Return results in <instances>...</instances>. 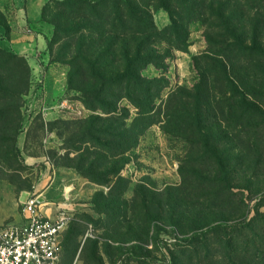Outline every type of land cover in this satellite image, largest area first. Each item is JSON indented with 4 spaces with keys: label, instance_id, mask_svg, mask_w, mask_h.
Instances as JSON below:
<instances>
[{
    "label": "rangeland",
    "instance_id": "374dc122",
    "mask_svg": "<svg viewBox=\"0 0 264 264\" xmlns=\"http://www.w3.org/2000/svg\"><path fill=\"white\" fill-rule=\"evenodd\" d=\"M38 1H45L44 21L31 26L22 14L26 7L33 9L31 0H0V49L16 57L11 64L0 61V86L19 89L21 61L29 68L22 94L0 100L10 127L0 128V228L22 224L23 203L38 198L42 213L50 209L52 216L68 217L58 264H138L129 260L131 252L155 264H171L176 252L180 260L191 257L182 244L193 233L232 225L247 215L264 216V57H235L230 75L238 97L222 84L203 87L209 96L203 103L202 134L193 118L190 128L173 120L170 133L162 128L165 120L138 132L130 151L110 159L97 155L90 140L108 142L94 133L130 126L137 110L126 99L114 104L118 116L86 106L82 96L88 95L87 85L76 79L69 83V52L62 40L48 49L51 22L64 13L57 2L63 0ZM144 1L154 24L165 29L168 11L155 8L154 0ZM227 1L222 2L227 20L236 18L246 44L255 36L264 49V0ZM212 19L184 23V48L154 43L157 53L168 55L165 69L150 65L143 75L167 81L161 109L167 111L174 91L193 92L202 76L210 75L203 56L219 50L208 41H219L222 33L220 21ZM34 33L41 35L39 41ZM172 105L179 109L181 101ZM194 105L191 98L184 107L192 113ZM236 237L227 230L209 241Z\"/></svg>",
    "mask_w": 264,
    "mask_h": 264
},
{
    "label": "trees",
    "instance_id": "16d2710c",
    "mask_svg": "<svg viewBox=\"0 0 264 264\" xmlns=\"http://www.w3.org/2000/svg\"><path fill=\"white\" fill-rule=\"evenodd\" d=\"M222 2L225 0H154L152 4L155 8L165 9L170 14V24L162 30L154 24L144 0L57 2L64 13L56 16V21L61 25L56 21L51 22L54 25V32L48 43V49L51 52L62 40L64 49L69 52L66 57L69 59L67 63L71 70L68 76L69 83L76 79L80 84L87 85L85 93L88 92V95L82 96L86 106L94 111L99 110L105 114L118 116L114 104L116 101L126 99L137 110L130 126L121 124L94 133L97 137L101 136L108 141L102 143L98 139L90 140L93 142L92 147L97 149V155H105L110 159L123 155L136 145L138 132L165 120L166 126L163 124L162 128L170 133L167 129L171 127L173 120L190 128V120L193 118L192 120L196 122L193 124L194 128L202 134L200 123L205 112L203 103L209 96L202 93V89L204 87L206 90L209 82L217 86L224 85L229 92L238 97L237 82L230 75L231 69L234 68L235 57L254 53L264 57V49L256 42L255 36L247 42L249 44L245 43L233 22L236 18L227 20L226 7L222 6ZM212 18L220 21L222 25L215 28L220 29L222 33L217 37L219 41H208L219 46V50L208 52L203 56L209 63L206 71L210 75L202 76L193 92L183 89L174 91V97L170 100L167 111L161 109L162 92L168 84L167 81L143 75V71L150 65L156 70L165 69L163 60L168 55L164 57L165 55L157 53L153 47L154 43L161 40L172 50L184 48L187 46L184 23L200 20L206 24L207 21H213ZM41 20L44 21L43 14ZM10 59L16 57L0 49V61L3 64H11ZM20 68L16 77L19 89L17 86L13 90L0 86V100L21 95L27 87L29 68L25 60L21 61ZM22 70L27 71V76ZM191 98L195 99L192 113L184 107ZM173 100L181 101V108L174 110ZM6 115L4 109L0 111V128H10L8 123H4ZM175 129L174 127V131ZM13 132L16 134L15 129ZM82 142L86 144L88 141ZM259 216L261 215H247L232 225L217 224L193 233L182 244L183 248L191 250V257L180 260L181 255L176 252L171 264H264V227L262 226L264 216ZM227 230L237 237L217 243L209 241L210 238L221 235ZM129 256V260L138 264H155L143 254L131 252ZM201 256H204V259H200Z\"/></svg>",
    "mask_w": 264,
    "mask_h": 264
},
{
    "label": "built area",
    "instance_id": "2783aa9c",
    "mask_svg": "<svg viewBox=\"0 0 264 264\" xmlns=\"http://www.w3.org/2000/svg\"><path fill=\"white\" fill-rule=\"evenodd\" d=\"M40 205L38 198L25 201L23 223L0 228V264H58L68 217L45 218Z\"/></svg>",
    "mask_w": 264,
    "mask_h": 264
},
{
    "label": "crops",
    "instance_id": "0c3cea01",
    "mask_svg": "<svg viewBox=\"0 0 264 264\" xmlns=\"http://www.w3.org/2000/svg\"><path fill=\"white\" fill-rule=\"evenodd\" d=\"M31 2L33 3V9H30V7L29 8L26 7L24 9H22L23 10L22 14H25V15H23L24 17H26V15H27L26 18L29 20L28 23L30 22L29 25L32 26V25L36 24V26H38V24L41 22V19H40L41 9H42V6L44 5L45 1H43V3L42 2L39 3L38 0H31ZM19 23L18 24L16 23V24L19 26ZM20 24H22V25L25 24L26 26L28 25L26 22L25 23L22 22ZM34 35L38 38V41H39V37H41V35L38 33H34ZM34 37L31 36V40H33L34 43L36 42V44H37V38H34ZM26 38H29V36ZM26 40H28V39H26ZM26 40H25V42H26ZM38 44H40V42H38ZM45 193L48 194L49 191H46ZM41 214L43 217L48 218V219H54L56 217V216H52V211L50 209H48L44 213L41 212Z\"/></svg>",
    "mask_w": 264,
    "mask_h": 264
}]
</instances>
